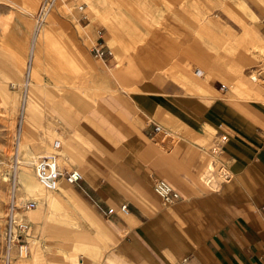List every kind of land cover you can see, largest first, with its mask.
Wrapping results in <instances>:
<instances>
[{"label": "crops", "instance_id": "crops-1", "mask_svg": "<svg viewBox=\"0 0 264 264\" xmlns=\"http://www.w3.org/2000/svg\"><path fill=\"white\" fill-rule=\"evenodd\" d=\"M259 32L264 39V21ZM246 56L238 58L242 64L234 59L238 67L228 61L222 67L237 71ZM210 71L217 70L181 72L197 90L191 93L157 78L158 72L133 69L125 77L116 67L115 92L84 112L72 113L78 95L58 103L55 93L53 101L62 103L73 124L70 139L69 133L58 139L59 151L69 161L65 169L78 171L79 190L62 179L49 191L29 171L20 176V187L39 201L28 220H43L52 240L44 243L29 232L36 264H264V91L240 71L234 82L223 75L230 84ZM34 94L31 106L40 111L38 89ZM56 114L72 127L52 104L35 113L39 124L27 121L30 132L39 137L43 130L54 143ZM165 122H176L169 129L175 141L156 138L154 125ZM224 132L228 139L214 155L210 147ZM224 164L229 179L222 175ZM157 176L180 192L177 201H162L154 189ZM122 203H128L127 213ZM110 206L116 211L108 214Z\"/></svg>", "mask_w": 264, "mask_h": 264}, {"label": "rangeland", "instance_id": "rangeland-1", "mask_svg": "<svg viewBox=\"0 0 264 264\" xmlns=\"http://www.w3.org/2000/svg\"><path fill=\"white\" fill-rule=\"evenodd\" d=\"M59 1L0 0V264H36L31 249L34 237L28 239L29 232L52 243L43 220H28L31 211L39 209V201L20 187V173L26 170L36 178L38 159L53 153L61 167L69 166L55 146L73 128L67 110L58 104L61 98L80 97L72 101V113L97 105L115 92L111 83L116 67H123L125 77L133 69L158 72L157 78L172 80L191 93L197 90L182 71L194 74L198 68L214 67L217 71H210L211 76L223 82L225 74L234 82L240 71L264 91V39L259 32L263 0H63V6ZM98 45L105 49L103 57L96 54ZM244 54L247 60L240 70L222 67L227 61L238 67V58ZM37 89L40 111L31 106ZM55 93L58 103L53 101ZM52 104L72 124L54 115L53 129L60 137H54V143L43 130H38L39 137L34 129L30 132L27 126L25 130L26 119L39 124L35 113L42 114ZM176 126V122H165L163 128ZM159 133L173 141L178 138L164 129ZM159 133L156 138L162 140ZM65 136L70 139V133ZM39 144L42 147L37 150ZM63 177L62 183L68 185ZM73 185L79 190L77 182ZM14 208L22 219L13 213ZM22 244L29 247L26 257L20 255Z\"/></svg>", "mask_w": 264, "mask_h": 264}, {"label": "built area", "instance_id": "built-area-1", "mask_svg": "<svg viewBox=\"0 0 264 264\" xmlns=\"http://www.w3.org/2000/svg\"><path fill=\"white\" fill-rule=\"evenodd\" d=\"M96 54L100 57H103L105 55V49H103L102 45H98L96 47ZM154 129L156 131L164 129L165 133H169V129L163 128V126L160 124H155ZM227 139V132L220 133L210 147L211 152L214 155H218L219 153H221ZM55 146L59 147L60 143H55ZM36 165L37 175L39 176L40 180L52 189L57 188L63 175H65L66 178L72 183L76 182L77 176L79 175L77 170H67L65 169V167H61L55 153L43 155ZM220 169L222 171L224 179L231 178V173H229L228 168L225 164L221 165ZM154 189L156 193L161 197L162 201L167 204L173 203L181 197L180 192L174 187V185L166 178L161 176H157L155 178ZM120 209L122 212L127 213L129 211L128 203H122L120 205ZM115 211L116 209L114 206H110L107 208L108 214ZM23 246L25 245L22 244L21 248Z\"/></svg>", "mask_w": 264, "mask_h": 264}, {"label": "bare ground", "instance_id": "bare-ground-1", "mask_svg": "<svg viewBox=\"0 0 264 264\" xmlns=\"http://www.w3.org/2000/svg\"><path fill=\"white\" fill-rule=\"evenodd\" d=\"M12 74H14L13 72H11ZM11 75V74H10ZM15 75H16V73H15ZM14 76V75H13ZM32 88V87H31ZM30 98H31V93H29V90H28V93H27V101L29 102L30 101ZM27 112H28V109H27ZM26 117H27V114H26ZM27 121H28V119H26V121H25V130H26V128H27ZM162 134V133H161ZM162 137H164V138H166V137H168V135H166V134H162ZM164 140V139H163ZM20 141V140H19ZM162 141V140H161ZM19 146V145H18ZM39 158V157H38ZM58 159V158H57ZM40 159H38V161H39ZM58 161H59V159H58ZM36 162H37V160H36ZM60 163V162H59ZM37 164V163H36ZM34 166H35V164H34ZM37 166V165H36ZM35 172H36V170H35ZM36 174V178L38 179V181H39V183L45 188V189H47V190H49V191H55V190H57L58 188H59V185H60V183H59V185L57 186V188H49L47 185H45L41 180H40V178H39V176L37 175V172L35 173ZM20 176H23V172H21L20 173ZM64 177L62 176L61 177V180L63 179ZM67 179V178H66ZM60 180V181H61ZM69 184H73L71 181H69L68 179L66 180ZM14 202H16V198H14ZM32 208V207H31ZM13 213L14 214H16L17 216H18V218L19 219H22L20 216H19V213H18V211H17V209L16 208H14L13 209ZM27 245H25V246H23L22 248H21V252H20V254L22 255V256H24V255H26L27 254ZM11 253V252H10Z\"/></svg>", "mask_w": 264, "mask_h": 264}]
</instances>
